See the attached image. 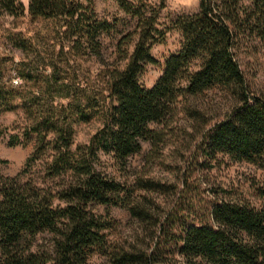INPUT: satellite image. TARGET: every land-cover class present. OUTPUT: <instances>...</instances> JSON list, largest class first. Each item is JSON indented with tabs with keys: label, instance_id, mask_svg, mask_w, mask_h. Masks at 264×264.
Returning <instances> with one entry per match:
<instances>
[{
	"label": "trees",
	"instance_id": "trees-1",
	"mask_svg": "<svg viewBox=\"0 0 264 264\" xmlns=\"http://www.w3.org/2000/svg\"><path fill=\"white\" fill-rule=\"evenodd\" d=\"M156 1L116 0L135 19V26L117 40L123 64L105 71L107 95L99 100L75 81L73 59L99 57V38L111 33L115 24L98 19L90 0H28L26 8L19 0H0V10L8 15L26 13L51 21L60 39L56 58L47 63L50 73L37 80L36 93L26 86L30 76L25 64L13 68L0 57V113L19 110L29 122L22 139L12 136L10 145L33 141L22 172L42 162L44 176L60 180L57 189H44L0 177V264H90L94 254L108 256L112 264L161 261L152 252H109L105 231L111 225L93 214L90 205L124 207L131 216L148 221L147 210L132 193L156 192L162 186L147 179H137L135 186L118 182L102 171L100 158L108 156L124 165L141 151L143 141L158 146L163 133L151 126L179 109L200 121L204 116L189 107L190 100L212 90L230 100V110L211 125L205 122L204 154L211 160L221 154L259 168L262 178L254 189L260 204L220 201L204 216L206 222L166 232V241L181 258L176 264H264V94L251 91L234 52L240 35L264 43V0H198L197 12L176 15L172 25L181 34L180 48L164 60L160 76L146 88L139 76L145 65L156 63L150 50L165 36L158 28L165 0ZM133 36L129 53L125 46ZM14 43L27 52L25 38ZM12 69L23 85L12 83ZM97 116L101 128L87 143L73 147V123ZM43 232L53 236L51 252L32 250Z\"/></svg>",
	"mask_w": 264,
	"mask_h": 264
},
{
	"label": "rangeland",
	"instance_id": "rangeland-1",
	"mask_svg": "<svg viewBox=\"0 0 264 264\" xmlns=\"http://www.w3.org/2000/svg\"><path fill=\"white\" fill-rule=\"evenodd\" d=\"M19 1L26 8L28 0ZM90 1L98 19L115 25L111 33L99 38L100 56L82 60L72 58L73 70L75 81L81 87L93 97L104 100L107 95L105 71L112 65L123 64V61H118L116 43L126 32L133 31L135 19L122 11L116 0ZM146 1L155 5L158 3L156 0ZM197 10L198 0H165V8L158 18V28L165 31V36L150 50L156 63L145 65L139 76V82L144 87L154 85L162 72L164 60L180 48L181 34L172 25L176 15L192 14ZM17 38L27 40L26 53L15 45ZM132 40L125 46L129 53L136 37L133 36ZM62 43L64 46L67 44L65 41ZM59 46L57 28L51 21L31 18L26 13L13 17L0 10V57L7 58L13 68L19 62L25 64L30 76L26 86L31 93L37 91V80L49 75L51 68L47 67V63L56 58ZM234 52L251 91L264 94V43L247 34L240 35ZM13 70L10 72L12 83L23 85ZM189 107L202 114L203 119L193 120L179 109L172 118L151 126L163 133L158 146L151 147L149 142L143 141L141 151L129 157L124 165L115 163L108 156L100 158L102 171L118 182L135 186L137 179H147L162 186V190L156 192L135 189L132 193L134 201L147 210L148 221L131 216L124 207L90 205L93 214L100 215L111 225L105 231L109 252H152L161 259L154 264H176L175 261L179 262L181 258L173 252L174 245L166 241V232H177L183 224H199L200 220H205L204 216L208 215L211 206L223 200L242 201L253 206L260 204L254 189L262 178L259 168L250 163L232 161L221 154L211 160L203 151L202 135L208 129L205 122L209 120L211 125L220 120L230 110V100L222 92L212 90L190 100ZM28 123L19 110L0 113V159L4 160L0 162V177L16 178L19 183L30 182L38 188L57 189L60 180L45 177L42 162L22 172L33 141L23 146L10 145L12 136L18 135L22 139L21 134ZM101 126L102 118L99 116L86 123L74 122L73 147L87 143ZM52 242L53 236L43 232L36 236L32 250L51 252ZM89 262L112 264L109 257L103 254H94Z\"/></svg>",
	"mask_w": 264,
	"mask_h": 264
},
{
	"label": "built area",
	"instance_id": "built-area-1",
	"mask_svg": "<svg viewBox=\"0 0 264 264\" xmlns=\"http://www.w3.org/2000/svg\"><path fill=\"white\" fill-rule=\"evenodd\" d=\"M17 80V79H16ZM14 82H16V81H14Z\"/></svg>",
	"mask_w": 264,
	"mask_h": 264
}]
</instances>
